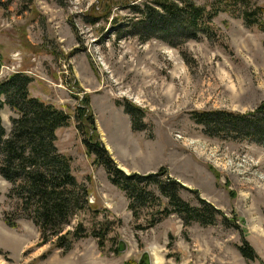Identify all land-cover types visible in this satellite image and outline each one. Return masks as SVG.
I'll return each mask as SVG.
<instances>
[{"label": "rangeland", "instance_id": "rangeland-1", "mask_svg": "<svg viewBox=\"0 0 264 264\" xmlns=\"http://www.w3.org/2000/svg\"><path fill=\"white\" fill-rule=\"evenodd\" d=\"M146 1L0 0V78L25 73L32 97L71 115L56 146L87 188L97 221L113 224L103 246L86 236L63 253L42 244L29 221L4 224L9 185L0 177V264H142L144 256L147 264H264V146L209 138L191 120L195 112L247 114L264 104V14L246 27L230 0H192L226 12L212 20L215 36L174 48L155 38L143 42L132 30L134 9ZM252 4L264 7V0ZM84 100L118 169L139 176L165 170L160 178L179 183L183 201L195 207L203 200L230 224L219 217L212 226H186L153 206L135 219L76 130L73 115ZM126 103L143 115L138 131ZM1 117L8 134L14 115L4 107ZM88 213L79 218L90 229ZM244 244L253 261L240 254Z\"/></svg>", "mask_w": 264, "mask_h": 264}, {"label": "trees", "instance_id": "trees-1", "mask_svg": "<svg viewBox=\"0 0 264 264\" xmlns=\"http://www.w3.org/2000/svg\"><path fill=\"white\" fill-rule=\"evenodd\" d=\"M252 1L230 0L226 4L233 6V14L246 27H256L264 14V7H257ZM134 10L139 20L131 28L143 42L155 38L174 48L187 42L183 40L200 35L215 36L212 20L219 12H226L225 9L207 11L192 0H147ZM2 62L0 55V68ZM32 82L33 79L22 72L0 78V177L9 185L8 210L3 212V222L12 228L21 220L31 222L42 244L53 243L54 248L63 253L70 252L74 243L86 236L103 246L113 224L97 221L99 211H91L87 188L74 177L71 159L61 154L56 146V132L69 127L72 117L32 97ZM4 107L14 115L8 134L1 117ZM125 112L132 118L133 130L138 131L143 116L140 109L126 103ZM73 119L79 136H85L83 143L88 156L94 158L93 165L102 167L110 183L125 193L128 209L135 219L140 211L153 206L161 214L168 215L171 211L178 215L186 226L194 223L212 226L219 217L230 224L203 200L198 199L195 207L183 201L180 194L185 189L165 175L164 179L160 178L165 170L139 176L127 175L118 169L99 141L87 100L75 110ZM191 120L209 138L264 146V104L247 114L195 112ZM160 198L167 201V206L160 204ZM87 212L92 215L90 229L79 218ZM238 249L246 260L255 259L247 244ZM114 252L118 253L119 248Z\"/></svg>", "mask_w": 264, "mask_h": 264}, {"label": "water", "instance_id": "water-1", "mask_svg": "<svg viewBox=\"0 0 264 264\" xmlns=\"http://www.w3.org/2000/svg\"><path fill=\"white\" fill-rule=\"evenodd\" d=\"M120 246V245H119ZM121 249H120V247H119V251H120ZM141 263L142 264H147V261H146V258H145V256L142 258V261H141Z\"/></svg>", "mask_w": 264, "mask_h": 264}]
</instances>
